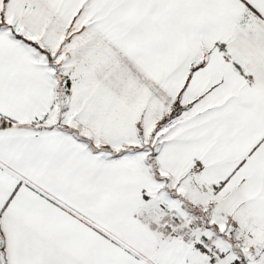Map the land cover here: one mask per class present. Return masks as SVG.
<instances>
[{"label":"snow or ice","instance_id":"1","mask_svg":"<svg viewBox=\"0 0 264 264\" xmlns=\"http://www.w3.org/2000/svg\"><path fill=\"white\" fill-rule=\"evenodd\" d=\"M0 264H264V0H0Z\"/></svg>","mask_w":264,"mask_h":264}]
</instances>
